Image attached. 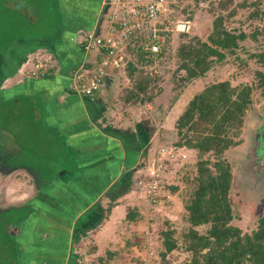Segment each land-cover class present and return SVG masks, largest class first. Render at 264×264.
I'll return each instance as SVG.
<instances>
[{"label":"crops","instance_id":"0c3cea01","mask_svg":"<svg viewBox=\"0 0 264 264\" xmlns=\"http://www.w3.org/2000/svg\"><path fill=\"white\" fill-rule=\"evenodd\" d=\"M106 1L58 0L61 28L55 37L18 39L0 56V101L16 96L38 98L41 119L37 108L35 112L43 122L42 145L53 144L49 152L59 156L53 161L58 169L51 175L36 174L33 165L10 172L0 169L5 174H25L26 193L30 194L14 204L0 197L1 215L17 208L27 211L8 225L5 236L9 245L1 248L5 244L0 241V264H141L147 233L153 239V264H176L177 250L164 261L160 254L163 234L171 231L173 238L176 235L178 214L170 213L158 227V215L151 217L142 184L144 161L173 134L141 124L136 114H145L151 105L131 106L124 99L117 100L122 87L130 83L124 69L108 72L113 86L104 88L94 100L82 98L70 88L73 72L80 67L92 70L99 62L97 52L84 53L73 38L80 31L106 24ZM31 54L47 60L50 75L28 76ZM128 59L126 56L124 63ZM155 114L158 121L160 114ZM29 155L27 160L38 163ZM193 155L191 150L190 160ZM139 175L144 177L142 181ZM164 197L167 202L172 198L167 191Z\"/></svg>","mask_w":264,"mask_h":264},{"label":"trees","instance_id":"16d2710c","mask_svg":"<svg viewBox=\"0 0 264 264\" xmlns=\"http://www.w3.org/2000/svg\"><path fill=\"white\" fill-rule=\"evenodd\" d=\"M219 5L221 9L227 8V4ZM228 15L233 16L234 12ZM246 38L244 33L236 34L227 30L223 16H217L207 41L194 38L182 43L177 50L176 55L181 63L179 70L185 72V81L204 77L214 63H221L227 55L235 54L239 43ZM138 42L128 44L126 51L129 59L124 67L108 71L112 70L115 74L124 69L125 78L132 83V88L123 99L126 105L131 106L145 104L141 96L151 87V81L140 69L151 61L146 62ZM255 57L264 68V51ZM256 75L259 77L258 85L264 91V72H257ZM252 92L250 86L233 87L229 82L212 84L188 102L176 123L179 140L174 146L192 150L198 155L196 177L192 180L187 201L184 202L185 220L189 226L185 237L187 252L190 254L186 264H264V201L260 203L262 207L256 206L253 211L254 205L250 207L252 212L258 214L251 217H257L256 229L250 234L244 233L235 224L238 216L234 208L243 209L246 198L233 199L231 196L233 176L230 164L224 159L225 153L240 143L234 138L239 139L241 135L246 110L252 103ZM149 101L151 98H148ZM0 107L8 111V117L2 116L0 121V169L10 172L26 166L31 168V161H25L23 157L27 152L39 157L34 148L45 147L41 141L43 122L37 119L35 112L37 108L41 119L43 110L40 100L16 96L0 101ZM22 120H26L25 123L33 128L28 135L31 136L30 144L34 148L20 143L17 130L20 129L18 122ZM206 156L208 158L205 159ZM202 227L204 231L199 232ZM163 235L160 257L164 261L168 254L176 250L177 244L173 240V232L167 231ZM4 244L9 245L7 241Z\"/></svg>","mask_w":264,"mask_h":264},{"label":"rangeland","instance_id":"374dc122","mask_svg":"<svg viewBox=\"0 0 264 264\" xmlns=\"http://www.w3.org/2000/svg\"><path fill=\"white\" fill-rule=\"evenodd\" d=\"M170 2L169 7L174 20L189 21L191 28L188 34H174L169 44L168 56L164 63L159 65L158 75L148 76L151 81V87L141 98L147 105H151V109L148 111L150 114L148 112L144 114L143 111L136 114L141 120V124L144 127L151 128L153 131H157L156 127L158 126L161 133L169 132L173 134L171 139L165 138L161 144L163 146H174L179 140L176 123L183 114L187 103L191 98L200 94L203 89L219 82H229L233 87L250 86L253 90L252 105L250 108L253 110L256 118L258 115L264 116V91L259 87V77L256 75L257 72H264V68L257 62V57H255L264 51V0H171ZM219 4H227V8L221 9ZM58 9V0H0V56L6 52L13 41L18 39L21 40V38L32 36H40L43 38L55 37L61 28V18ZM231 11L234 12L233 16L228 15ZM219 15L223 16L224 26L227 30L236 34L244 33L247 38L239 43L235 54L227 55L226 59L221 63H214L211 70L204 77L186 82L183 78L185 72L179 70L181 63L176 55L177 50L182 43L194 38H198L204 42L207 41V36L211 31L213 21ZM124 53L128 56L127 51ZM126 84L125 89L122 87V90H120L118 99L116 97L117 100L121 101L125 98L128 95V91L130 94L132 83ZM148 98H151V101L147 102ZM115 103L118 104L117 102ZM2 107H0V121L2 116L3 118L8 117V111L5 112ZM25 112V115H27L29 109ZM155 113L160 114L158 121L154 119L157 116ZM25 121L18 122L20 129L17 130V136L21 140V144L29 148H34L33 144H30L32 142L31 136L28 135L31 134L33 128L27 122L25 123ZM0 124L2 125V122ZM244 130L245 126H243L239 137L240 143L244 141L242 139ZM173 137H175L174 140H172ZM234 140L236 142L238 141L237 138H234ZM242 145L233 147V149L240 150ZM52 147L53 144H50V146L47 145L45 147L46 149L43 148L45 153L41 148L36 147L34 149L37 151L36 155L39 157L29 155L30 159L37 158L35 161H38V163H33L31 160L36 174L42 176H46L47 174L51 175L58 169V165L53 161L58 160L59 156L56 152H49ZM53 150H56V148H53ZM230 152L224 156V159L230 164L233 176L234 187L231 196H233V199H240V193L243 192L241 189L242 184L236 181L239 174L237 168H234V164L230 161ZM153 154L147 158L148 161L147 159L144 161V166L147 165L153 157ZM197 157V154L193 155L191 160L188 161L186 168L185 166L182 167L178 161L175 163H167L165 188L172 198H169L167 202L166 200L168 198L162 197L159 202V211L155 210L154 213H151V217L158 215V227L159 223L164 225V220L167 219V215H170V213L178 214L175 221L177 231L174 236L175 239L173 238L177 244L176 250L178 252L174 258L172 257L176 261V264H186L190 259L185 237L189 226L185 220L186 211L183 209L184 202L187 201L190 192L192 180L196 177ZM27 158L28 155L26 154L23 159L27 160ZM50 161L51 163H48ZM43 162L46 163L43 164ZM41 171H43V174H41ZM26 178L27 176L23 173L20 176L19 173L5 174L0 172V197L4 201L13 202L12 204L18 200L26 199L27 196L29 197L30 194L27 195L26 192L28 189L24 184ZM142 178L144 177L141 175L139 180L141 179L142 181ZM18 191L19 194L16 195ZM171 201L174 203L172 204ZM252 205H254L252 211L256 206L262 207L259 203L247 199L243 203V209L238 210V208H234V212L238 216V222H235V224L240 226L244 233L248 234L256 229V216L258 215L251 211L250 207ZM24 212L27 214L26 209L17 208L16 210H8L5 214H0L1 242L6 243L5 234L8 225L14 223L15 217ZM254 214L256 216L251 218ZM204 229L203 227L200 228L199 232H203ZM6 245H2L1 248L7 247ZM1 248L0 255H3ZM168 263L172 264L170 262Z\"/></svg>","mask_w":264,"mask_h":264},{"label":"built area","instance_id":"2783aa9c","mask_svg":"<svg viewBox=\"0 0 264 264\" xmlns=\"http://www.w3.org/2000/svg\"><path fill=\"white\" fill-rule=\"evenodd\" d=\"M171 0H107V20L104 26L88 31H80L73 38L75 45L84 53L97 52L99 62L92 69L80 67L71 76V89L77 95L94 100L105 87L109 69L124 67V53L132 41L141 44L144 58L149 64L140 69L144 76H156L159 65L163 64L169 53V44L174 34H188L189 21H175L171 11ZM137 44V43H136ZM27 63L31 69L30 78H44L50 75L52 67L39 54H31ZM190 160V150L175 146H161L145 167V180L142 183L146 204L151 213L159 206L165 196L167 163L176 161L183 167ZM152 234L147 233L144 241L145 257L141 264H153L155 254L152 250ZM83 264H88L85 262Z\"/></svg>","mask_w":264,"mask_h":264},{"label":"flooded vegetation","instance_id":"af4514ba","mask_svg":"<svg viewBox=\"0 0 264 264\" xmlns=\"http://www.w3.org/2000/svg\"><path fill=\"white\" fill-rule=\"evenodd\" d=\"M251 105L246 110L243 124L245 126L244 136L242 137L244 141L241 140L242 142L239 143V145H243L240 150H232L233 153L231 151L229 154L230 161L234 164V168H237L239 174L236 181L242 184L241 189L243 192L240 193V198H244L245 195L246 201L251 199L260 204L264 201V159L257 155L254 129L259 125V119L255 117L253 110L250 108ZM238 140L240 141V139Z\"/></svg>","mask_w":264,"mask_h":264},{"label":"water","instance_id":"95a60500","mask_svg":"<svg viewBox=\"0 0 264 264\" xmlns=\"http://www.w3.org/2000/svg\"><path fill=\"white\" fill-rule=\"evenodd\" d=\"M105 88L110 90L112 88L113 83L110 77L105 79ZM259 125L254 129V142L257 145V155L264 159V116L258 115Z\"/></svg>","mask_w":264,"mask_h":264}]
</instances>
